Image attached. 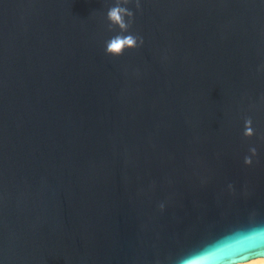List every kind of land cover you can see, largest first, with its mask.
<instances>
[{"label": "water", "instance_id": "95a60500", "mask_svg": "<svg viewBox=\"0 0 264 264\" xmlns=\"http://www.w3.org/2000/svg\"><path fill=\"white\" fill-rule=\"evenodd\" d=\"M256 229L264 0H0V264H182Z\"/></svg>", "mask_w": 264, "mask_h": 264}, {"label": "clouds", "instance_id": "9594fccd", "mask_svg": "<svg viewBox=\"0 0 264 264\" xmlns=\"http://www.w3.org/2000/svg\"><path fill=\"white\" fill-rule=\"evenodd\" d=\"M139 7V3L137 4ZM126 14L132 16L133 13L120 7L112 8L109 13V19L120 29L127 32L129 24L124 20ZM143 43V38L132 34L115 35L106 42V52L112 56H121L127 49H135ZM251 124V121H247ZM246 135H253L252 129L246 130ZM256 154V149H251ZM246 164H252L250 157H245ZM254 258H249L253 257ZM182 264H264V230L256 229L247 234L238 235L233 239L226 240L200 255L194 256L182 262Z\"/></svg>", "mask_w": 264, "mask_h": 264}]
</instances>
